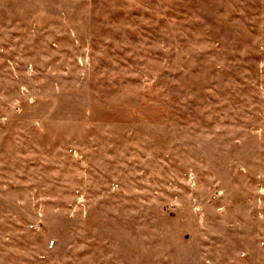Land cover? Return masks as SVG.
I'll return each mask as SVG.
<instances>
[{
  "label": "rangeland",
  "instance_id": "rangeland-1",
  "mask_svg": "<svg viewBox=\"0 0 264 264\" xmlns=\"http://www.w3.org/2000/svg\"><path fill=\"white\" fill-rule=\"evenodd\" d=\"M0 264H264V0H0Z\"/></svg>",
  "mask_w": 264,
  "mask_h": 264
}]
</instances>
